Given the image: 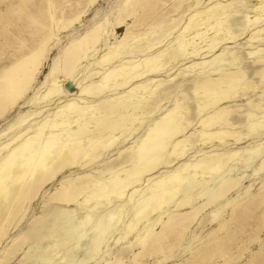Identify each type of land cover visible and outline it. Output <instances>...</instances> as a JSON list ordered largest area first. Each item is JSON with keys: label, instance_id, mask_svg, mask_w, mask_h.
I'll list each match as a JSON object with an SVG mask.
<instances>
[{"label": "bare ground", "instance_id": "1", "mask_svg": "<svg viewBox=\"0 0 264 264\" xmlns=\"http://www.w3.org/2000/svg\"><path fill=\"white\" fill-rule=\"evenodd\" d=\"M97 1L0 0V264H264V0H123L23 103Z\"/></svg>", "mask_w": 264, "mask_h": 264}, {"label": "rangeland", "instance_id": "2", "mask_svg": "<svg viewBox=\"0 0 264 264\" xmlns=\"http://www.w3.org/2000/svg\"><path fill=\"white\" fill-rule=\"evenodd\" d=\"M122 2H123V0H98L93 6H91L87 10V12L76 23L73 24V26L68 31L60 32L59 43L53 44V46L49 50V52H48V54L44 60V63L42 65V68L38 74L37 81L35 83V87L23 103H25L28 100H31L30 98L35 94V91L39 87H42V85L47 81V73L49 71V68H50L56 54L58 53V50L63 45H65L72 37L78 36L83 30H85L86 28L93 25V23H95L97 21H103L105 18L108 20V24H107V28H106L107 29L106 30L107 31L106 36L110 40H113V37L115 35L116 36L120 35L124 31L125 27L123 25L122 26H115L114 25V21H115L114 19H115L116 13H117L116 12L117 8L122 4ZM163 2L165 3V7L168 5L165 9V10H167L169 8V4H171L173 2V0H165ZM163 2L161 1V3H163ZM187 5H188L187 2H183V5L180 8V10H178L177 13L176 12L172 13V16L173 17L179 16L181 11H183V9H185V7ZM184 19H185V17H184ZM21 33H22L21 36L27 38V33L25 31H21ZM23 33H24V35H23ZM9 48L11 49V47H9ZM69 85L72 87V84H69ZM70 86H68V87L70 88ZM257 181H258V179L256 180V182ZM248 183H249V181L247 179H245L240 185L235 186L231 192H228L227 196L224 198L225 202L222 205H224L227 201H228V203H232V202H234V200L236 198L241 197L243 195L241 192L244 190V188L247 186ZM258 186H259L258 184L253 185V187L251 189L252 193L253 192L255 193L258 190ZM219 206H221V205H219ZM216 207H218V205L212 207L211 209H215ZM225 211L229 212V210L227 211V208L224 209V213H225ZM208 213L209 212H206L204 214L203 223L200 225L201 237L204 236V234L213 227L214 222H211V220L207 217ZM253 223H254V221H252V219L248 221V223L246 225L247 230H246V232H243V234H242L244 236L243 237L244 239L247 238L248 234L250 235L252 233V230H250L251 228H249V227H252V226H250V224H253ZM248 228H249V231L251 233L248 231ZM244 233H246V234H244ZM257 235L259 236V239L255 240L257 242L253 241V243H251L252 245L247 243V246L248 247L250 246L249 247L250 250L251 249L256 250L258 245H259V241L261 239H264V229L259 231ZM27 248H25L24 251ZM232 251L236 252L237 250L233 249ZM235 252H234V254H235ZM248 254H249V252H247V251L244 252V254L242 255L243 257L241 259L239 258L240 260L238 259V261L236 259V260L224 262V258L223 259L217 258V260L219 261L218 264H242L246 261ZM185 255H186L185 250L183 249V245H182L181 248L176 250L174 253H171L169 255V257L167 258V261L164 262L163 264H169V263L173 264L172 263L173 261H175L174 263H176V262H178V260L181 257H183ZM128 259L129 258L126 259V263H128ZM154 260H155V255L152 256V258L151 257L147 258L145 264H153ZM97 262H96V264H97ZM17 264H20V263H17Z\"/></svg>", "mask_w": 264, "mask_h": 264}]
</instances>
